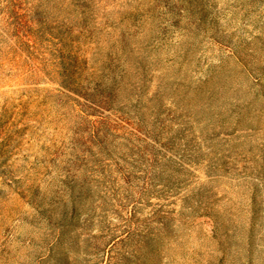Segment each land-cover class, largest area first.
<instances>
[{"label": "rangeland", "instance_id": "rangeland-1", "mask_svg": "<svg viewBox=\"0 0 264 264\" xmlns=\"http://www.w3.org/2000/svg\"><path fill=\"white\" fill-rule=\"evenodd\" d=\"M0 264H264V0H0Z\"/></svg>", "mask_w": 264, "mask_h": 264}]
</instances>
